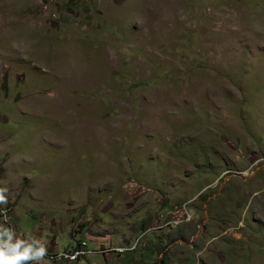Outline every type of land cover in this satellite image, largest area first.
<instances>
[{
  "label": "rangeland",
  "instance_id": "1",
  "mask_svg": "<svg viewBox=\"0 0 264 264\" xmlns=\"http://www.w3.org/2000/svg\"><path fill=\"white\" fill-rule=\"evenodd\" d=\"M0 189L40 264H264V0H0Z\"/></svg>",
  "mask_w": 264,
  "mask_h": 264
},
{
  "label": "clouds",
  "instance_id": "2",
  "mask_svg": "<svg viewBox=\"0 0 264 264\" xmlns=\"http://www.w3.org/2000/svg\"><path fill=\"white\" fill-rule=\"evenodd\" d=\"M5 191L0 189V203L6 202ZM46 255L47 247L40 239L21 238L13 228L0 224V264H40Z\"/></svg>",
  "mask_w": 264,
  "mask_h": 264
},
{
  "label": "built area",
  "instance_id": "3",
  "mask_svg": "<svg viewBox=\"0 0 264 264\" xmlns=\"http://www.w3.org/2000/svg\"><path fill=\"white\" fill-rule=\"evenodd\" d=\"M73 247L68 249V250H66V251H63L62 259H65L67 261H73V260H76V258L78 256L84 255L87 252L93 253V252H91V250H88L89 248L87 247V244H86L85 241L81 242L80 248L74 249Z\"/></svg>",
  "mask_w": 264,
  "mask_h": 264
},
{
  "label": "trees",
  "instance_id": "4",
  "mask_svg": "<svg viewBox=\"0 0 264 264\" xmlns=\"http://www.w3.org/2000/svg\"><path fill=\"white\" fill-rule=\"evenodd\" d=\"M81 242L82 241H77L76 242V244H75V246L73 247L74 249H78V248H80V246H81ZM80 256H78L76 259H78ZM76 262V260H73V261H71V263H75Z\"/></svg>",
  "mask_w": 264,
  "mask_h": 264
},
{
  "label": "bare ground",
  "instance_id": "5",
  "mask_svg": "<svg viewBox=\"0 0 264 264\" xmlns=\"http://www.w3.org/2000/svg\"><path fill=\"white\" fill-rule=\"evenodd\" d=\"M69 56H71V55H69ZM68 57V56H67ZM79 62V61H78ZM65 72V71H64ZM67 72V71H66ZM65 77V76H64ZM73 78V77H72ZM73 80V79H72ZM68 82V81H67ZM83 120V119H82ZM84 123V122H83Z\"/></svg>",
  "mask_w": 264,
  "mask_h": 264
}]
</instances>
